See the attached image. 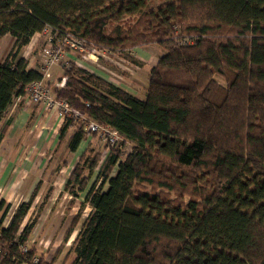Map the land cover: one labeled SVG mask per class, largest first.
Here are the masks:
<instances>
[{
  "label": "trees",
  "instance_id": "1",
  "mask_svg": "<svg viewBox=\"0 0 264 264\" xmlns=\"http://www.w3.org/2000/svg\"><path fill=\"white\" fill-rule=\"evenodd\" d=\"M150 1L0 0V37L15 39L0 63V122L41 79L22 52L45 27L109 53L155 46L162 55L141 98L73 63L54 89L123 140L100 166L99 188L84 196L90 212L71 242L70 264H264V0H159L167 6L156 13ZM183 37L194 43L177 46ZM227 74L232 79L215 102V77ZM73 125L67 118L59 139ZM8 126L0 128V143ZM86 136L77 123L68 151ZM78 160L64 186L74 200L99 156L84 152ZM38 187L5 228L10 205L0 200V264L56 260L34 245L20 253L34 223L20 225ZM79 219L72 218L64 241Z\"/></svg>",
  "mask_w": 264,
  "mask_h": 264
},
{
  "label": "crops",
  "instance_id": "2",
  "mask_svg": "<svg viewBox=\"0 0 264 264\" xmlns=\"http://www.w3.org/2000/svg\"><path fill=\"white\" fill-rule=\"evenodd\" d=\"M40 34H35L29 45L22 52V57L27 60L28 69L36 70L32 64L34 56L30 54V48ZM14 41L15 39L8 34L0 37V63L12 48ZM129 52L136 62L134 64L131 61V64L135 65V71H132L135 77H130L133 79V84L128 82L129 79L123 84L126 86L128 84L130 87L125 86L126 90L134 95H136V89H138V95L136 96L141 98L148 85V72L150 68L155 66L162 52L155 46L137 47ZM93 72L96 76L109 82L107 76L102 72V74ZM132 72L131 74H133ZM126 76L129 75L126 74ZM55 79L53 76L52 81ZM6 121H9V126L0 143V200L10 205L7 216L12 217L17 208L29 200L34 188L37 185L39 186L20 225L21 230L26 224L27 217L34 211L35 207V210L39 211L41 216L46 215L45 217H47L51 210L54 195L59 193L68 194L64 190L65 183L76 165L77 159H79L77 152H79L81 144L83 142L89 143L90 137L86 136V139L80 143L78 149L74 153H70L74 159L72 157L70 162L66 161L55 174L53 171L47 172L46 170L49 161L48 154L54 152L56 147L62 142L61 140H63V138L59 139V130L63 123L58 120L55 112L46 110L42 104H33L26 101L25 98H17L7 109L4 120L0 122V128ZM48 191H50V195L40 208L42 203L40 198ZM38 200H40V203L36 204ZM45 224L52 226V224ZM41 226H43L41 221L34 223L30 238L32 234L35 235V230ZM32 240L34 241L35 239H29V241Z\"/></svg>",
  "mask_w": 264,
  "mask_h": 264
},
{
  "label": "rangeland",
  "instance_id": "3",
  "mask_svg": "<svg viewBox=\"0 0 264 264\" xmlns=\"http://www.w3.org/2000/svg\"><path fill=\"white\" fill-rule=\"evenodd\" d=\"M165 6H167V3L164 1H159V0L150 1L148 4V9L156 13V12H160V10L162 8H165ZM40 33H41L40 36L36 39L34 45L30 48L31 49L30 54L34 56V61L32 62V64L34 65L37 71H40L39 70L40 69V55L43 49L45 48V46L47 45L46 36L43 35L42 32ZM59 37L60 36L56 35V39H59ZM56 39L54 37V45L59 46V42L56 41ZM62 51L65 54H62L58 64H54L49 70L51 77L47 80V86L48 88H50L53 94H54L55 88H58V89L62 88V87H56L55 85L61 82L62 80L61 77L64 72L63 70L69 69L70 63H73L75 64V66L79 68H83L91 72L92 74L94 73L93 71L97 72L98 74L103 73L104 75L107 76V79L111 84L117 87H121L125 90H126L125 88L126 85L124 84L128 79H129L128 82H131L133 84V79L131 78L135 77L134 72H132L133 70L135 71L134 69L135 65H132L130 63L131 60H134V59L129 51L121 52V53H116V52L109 53L108 52L106 54V53H103L105 52L103 51V49L102 50H98L94 48L90 49V47H87V46H86L85 52H80L78 50H70L67 48H62ZM92 54L97 55L98 60L95 63L91 61V60H94L90 56ZM127 62L134 67H131L129 64H127ZM131 72L133 74H131ZM126 74L129 76H126ZM53 76L56 79L52 81ZM145 78H147V76H145ZM215 79L218 83V89L216 90L213 101L219 102L224 96L226 87L232 79V75L227 74L226 77H215ZM126 87H130V86L127 84ZM136 90H137L136 95H138V89ZM38 104H41V103H38ZM46 110H49V109H46ZM73 124H74L73 127H71L67 133H65V135L63 136V140H61L62 142H60V144L56 147L55 151L48 154L49 161L46 166L47 172L53 171V173L56 174V171L59 169V167L64 165L66 161L70 162V159L73 157V155L70 154V152L67 149L69 138L71 137L72 133L74 132L77 126V121H73ZM87 136L90 137L89 143L83 142L81 144L79 152H77V155L80 156V154L84 152H85V155L89 158H92L93 156L98 155L99 161H98L97 168L93 172L87 175L88 182H87L84 192L81 193L80 197H78V199L76 200L72 199V197H69V194H64V195L61 193L55 194L52 199L51 210L47 214V217H45L46 215L41 216L40 212L35 210L36 209L35 207L34 211L26 219V223L28 221H32L33 223L41 221L43 223V226L38 227L35 230V235L32 234L30 240L31 239H35V240L29 241L26 244L27 247H31V245H34L39 252L37 254L38 255L42 254L47 261H51L53 257L57 256L54 264H70L71 263V260L73 258V254H71V252L69 251L71 242L75 238L81 223L83 222V220L87 217V215L90 212L89 206L84 203V196L86 192L92 186H95V189L99 188V179L97 176L98 170L100 166L102 165L103 161L105 160L109 150H111V148H108L106 143L101 138L96 136L95 134L87 135ZM120 144H121V141H119L116 144V146L112 148H119ZM128 150H129L128 145H125L124 149H122V152H121L122 160L124 159L125 154ZM78 161L76 163H78ZM103 188H105V186ZM43 197L41 196L40 198L41 201L43 200ZM40 200H38L36 204L37 203L39 204ZM78 213L80 215V219L77 222L75 231L72 233L74 235L72 238H71L72 235L70 236L71 239L69 238L67 241H64L63 240L64 232L69 227L72 218L75 217L76 214ZM10 220H11V217L7 216L2 226L4 228L7 227ZM45 223L52 224V226L51 225L47 226Z\"/></svg>",
  "mask_w": 264,
  "mask_h": 264
},
{
  "label": "built area",
  "instance_id": "4",
  "mask_svg": "<svg viewBox=\"0 0 264 264\" xmlns=\"http://www.w3.org/2000/svg\"><path fill=\"white\" fill-rule=\"evenodd\" d=\"M43 35L46 36L47 45L43 49L40 55V74L41 79L39 81L31 83L25 88V99L26 101L38 104L41 103L46 109L52 110L57 115L58 119L64 123L67 118H71L72 121H77L78 124L84 126V130L87 135L95 134L101 138L108 148L116 146L119 141H123L121 135L114 129H111L106 126H102L95 121L88 120L83 114L74 111L68 103L61 99H57L55 95L51 92L50 88L47 86V80L51 77L50 68L54 64H58L62 54H65L62 51V48H67L70 50H78L80 52H85L86 43L83 40L77 39L69 34L60 36L59 39H56L58 33L52 31L49 27H45L42 31ZM54 37L56 41L59 42V46L54 45ZM194 43L192 38H179L176 40L177 46H188ZM91 49V48H90ZM108 53L106 50H103ZM95 53V52H94ZM96 54V53H95ZM94 60V63L97 62V55H90ZM131 63V62H130ZM127 64H129L127 62ZM130 65V64H129ZM132 66V65H130ZM65 79L62 78L60 83H57L56 87H63ZM129 146V144H127ZM27 252V245L21 247L20 253L25 254ZM37 258L31 260L32 264L37 263ZM26 264V263H21Z\"/></svg>",
  "mask_w": 264,
  "mask_h": 264
},
{
  "label": "bare ground",
  "instance_id": "5",
  "mask_svg": "<svg viewBox=\"0 0 264 264\" xmlns=\"http://www.w3.org/2000/svg\"><path fill=\"white\" fill-rule=\"evenodd\" d=\"M73 235H74V234H72L71 238L73 237ZM71 238H70V239H71Z\"/></svg>",
  "mask_w": 264,
  "mask_h": 264
}]
</instances>
